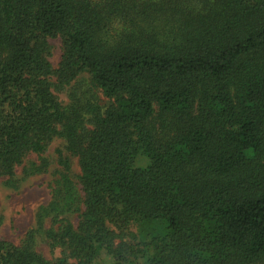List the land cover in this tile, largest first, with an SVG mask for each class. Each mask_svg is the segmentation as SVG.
Here are the masks:
<instances>
[{
	"label": "trees",
	"instance_id": "trees-1",
	"mask_svg": "<svg viewBox=\"0 0 264 264\" xmlns=\"http://www.w3.org/2000/svg\"><path fill=\"white\" fill-rule=\"evenodd\" d=\"M56 140L0 264H264V0H0V182Z\"/></svg>",
	"mask_w": 264,
	"mask_h": 264
},
{
	"label": "rangeland",
	"instance_id": "rangeland-1",
	"mask_svg": "<svg viewBox=\"0 0 264 264\" xmlns=\"http://www.w3.org/2000/svg\"><path fill=\"white\" fill-rule=\"evenodd\" d=\"M61 60V41H52V56L50 62L57 68ZM62 101L67 103V96L61 95ZM101 104L106 101L99 96ZM58 150L67 154L65 144L62 140H56L44 158L48 161L49 167L46 172L30 176L29 170L32 164L38 163L36 155L30 156L25 163L16 171V187L11 185L7 179L0 182V240L19 245L36 223V213L42 206L47 205L51 200L52 188L58 179ZM68 155V154H67ZM73 168L76 174L79 169L77 161L73 159ZM37 250L47 259H52L51 250L45 241L40 239Z\"/></svg>",
	"mask_w": 264,
	"mask_h": 264
}]
</instances>
